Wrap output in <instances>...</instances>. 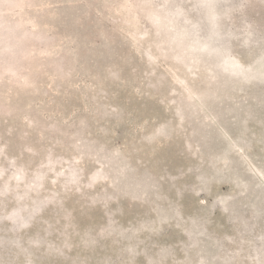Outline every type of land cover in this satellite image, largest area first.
Listing matches in <instances>:
<instances>
[{"label":"rangeland","instance_id":"1","mask_svg":"<svg viewBox=\"0 0 264 264\" xmlns=\"http://www.w3.org/2000/svg\"><path fill=\"white\" fill-rule=\"evenodd\" d=\"M0 264H264V0H0Z\"/></svg>","mask_w":264,"mask_h":264}]
</instances>
